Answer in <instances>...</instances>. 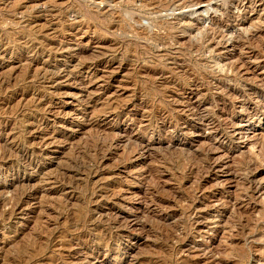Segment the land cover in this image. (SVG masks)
Returning a JSON list of instances; mask_svg holds the SVG:
<instances>
[{
    "label": "rangeland",
    "instance_id": "374dc122",
    "mask_svg": "<svg viewBox=\"0 0 264 264\" xmlns=\"http://www.w3.org/2000/svg\"><path fill=\"white\" fill-rule=\"evenodd\" d=\"M0 264H264V0H0Z\"/></svg>",
    "mask_w": 264,
    "mask_h": 264
},
{
    "label": "bare ground",
    "instance_id": "6f19581e",
    "mask_svg": "<svg viewBox=\"0 0 264 264\" xmlns=\"http://www.w3.org/2000/svg\"><path fill=\"white\" fill-rule=\"evenodd\" d=\"M199 4V3H198ZM196 12V11H195ZM194 10H193V13H195ZM243 137V136H242ZM4 201H6L5 199H3ZM12 212V211H11ZM11 214V213H10ZM13 214V213H12Z\"/></svg>",
    "mask_w": 264,
    "mask_h": 264
}]
</instances>
